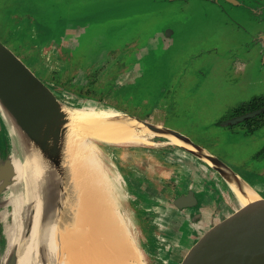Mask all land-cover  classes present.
Returning <instances> with one entry per match:
<instances>
[{
  "label": "rangeland",
  "instance_id": "obj_1",
  "mask_svg": "<svg viewBox=\"0 0 264 264\" xmlns=\"http://www.w3.org/2000/svg\"><path fill=\"white\" fill-rule=\"evenodd\" d=\"M243 1L250 4V0ZM220 3L0 0V41L47 79L67 104L81 105L85 97L103 95L98 100L107 108L186 134L264 191V154L258 155L264 146V126L248 132L242 121L226 123L242 104L264 98V61L251 46L250 9ZM70 78L78 84L71 85ZM152 140L121 145L91 141L129 229L150 253L148 263L164 264L155 244L170 237L175 224L165 231L167 219L163 225L161 220L150 224L151 208L184 190L179 181L186 168L176 162L178 148L164 147L158 137ZM193 160L204 163L196 157ZM71 162L70 171L78 173ZM205 181L210 187L209 205H225L217 181ZM196 195L201 198L202 193ZM189 220L176 226L187 237L194 231ZM5 227L0 215L1 233ZM171 247L169 254L162 253L166 264H174L179 255ZM1 250L0 246V255Z\"/></svg>",
  "mask_w": 264,
  "mask_h": 264
},
{
  "label": "water",
  "instance_id": "obj_2",
  "mask_svg": "<svg viewBox=\"0 0 264 264\" xmlns=\"http://www.w3.org/2000/svg\"><path fill=\"white\" fill-rule=\"evenodd\" d=\"M84 99L86 100L81 105L64 102L47 81L40 78L18 54L0 41V117L3 120V131L0 137H4L7 142V152L3 155L4 157H0V215L3 216L4 221L6 220V229L2 233L0 231L2 249L0 264H17L18 261V249L12 248L9 251L8 227L19 223L18 232L21 239L26 238L30 233L33 210L28 198L30 192H36L39 198V226L42 234L37 243V260L29 258L27 264L36 262H39L38 264H72L68 236L75 234V237L80 238L81 206L84 198L90 196L88 195L90 192L86 186V177L70 170L69 175L63 160L69 122L66 110L89 107L97 110H115L142 122L153 134L148 141L140 144L153 143V137L161 138L163 146L175 145L182 148L190 155L202 160L222 179L223 189L227 192L226 205L220 208L217 203L209 207V217L200 221L198 227L195 225L194 234L184 241V246L174 264H264V191L257 189L241 173L235 171L207 148L195 143L186 134L124 110L107 108L101 100L96 98L85 97ZM99 103L105 106L103 108L91 106V104ZM250 115L254 113L237 116L226 123H235ZM170 136L177 137L192 145L193 148L173 143ZM32 155H37L39 158V175L36 179L33 178L31 159L28 162L29 166L26 164L28 157ZM97 155L101 160L98 150ZM14 159H18L25 166L19 178H16ZM232 180L238 184L247 185L256 195L240 201L231 186ZM94 187L97 193L103 188L101 183ZM112 198L115 207L125 222L127 221L128 232L134 244L143 252L144 261L149 264L146 255L150 253L137 242L129 229L128 220L117 206L113 195ZM170 203L177 208L198 206L193 210L196 211L197 217H202L204 208L193 189H185ZM5 206L7 210H3ZM63 206L70 210L74 225L60 222ZM9 215L11 222L7 224ZM53 226H55L58 254L56 261H49L45 259L44 249L48 233L52 231ZM85 241H87L86 238L80 243L87 249V258H93L87 263H93L98 255ZM114 258H116L114 254L109 255L104 258L105 260L97 259L96 264H118Z\"/></svg>",
  "mask_w": 264,
  "mask_h": 264
},
{
  "label": "bare ground",
  "instance_id": "obj_3",
  "mask_svg": "<svg viewBox=\"0 0 264 264\" xmlns=\"http://www.w3.org/2000/svg\"><path fill=\"white\" fill-rule=\"evenodd\" d=\"M66 113L69 122L63 160L67 165L68 173L70 170L68 163L72 160L71 164L74 163L73 166L78 174L80 173L86 177V186L90 192L88 194L90 196L84 198L81 206V236L80 238L75 237V234L68 236L72 264H96L98 263L96 262L97 259L105 260L104 258L113 254L118 264H146L143 252L137 248L128 232L127 221L125 222V219L115 207L105 169L103 170L91 140L96 139L113 144L141 143L148 141L153 133L142 122L124 116L115 110H97L89 107L69 109L66 110ZM170 140L173 143L193 148L192 145L181 141L175 136H170ZM30 159L33 165V178L36 179L39 175V158L37 155L28 157L26 162L28 166ZM13 164L16 170V178H19L22 174V168L25 166L18 159H14ZM99 183L103 188L97 193L94 186ZM231 186L240 201H245L256 195L250 187L238 184L235 180L231 181ZM28 198L31 201L30 206L33 207L29 235L21 239L20 232H18V227L20 230L19 223H14L8 227L9 251L12 248L18 249L17 264H27L29 258L37 260V243L42 234V229L40 230L39 226L40 202L38 195L36 192H30ZM70 213V210L63 206L60 222L74 225L75 222ZM54 227L48 233L44 249L45 259L49 261H56L58 254ZM85 238L87 240L85 242L89 244L90 249L94 250L99 256L95 257L93 263H87L93 258H87V249L84 244L80 243Z\"/></svg>",
  "mask_w": 264,
  "mask_h": 264
},
{
  "label": "flooded vegetation",
  "instance_id": "obj_4",
  "mask_svg": "<svg viewBox=\"0 0 264 264\" xmlns=\"http://www.w3.org/2000/svg\"><path fill=\"white\" fill-rule=\"evenodd\" d=\"M209 1L217 2V3L221 2V0H209ZM222 1H226V2L231 3L232 5H236V6H245V7H248L250 9L251 14H250V19H249V24H250L249 25L250 26L249 30H250V33H252V43H251L252 45L251 46L255 50H257V53L260 54L259 56L261 57V60L264 61V0H250V4H249L250 6L248 5L247 2H245L243 0H222ZM165 41L167 43L169 41V37H166ZM122 68H127V66L124 65ZM255 98H257V97H255ZM258 98H260V97H258ZM261 99L264 101L263 97H261ZM259 110H260V112H259ZM263 111H264V106L260 107L259 109L248 110V111L244 112L243 115H245L247 113H249V114L250 113H254V115H250V116L254 117V116L260 114ZM241 115H237V116H241ZM237 116L231 117L230 119L235 118ZM244 118L239 120V121H237V122H235V123H229V124L239 123V122L243 121ZM2 131H3V126L1 125V119H0V136H1V132ZM164 147H166V148L172 147V148L182 149V148H180L178 146H175V145H167V146H164ZM167 150H169V149H167ZM6 151H7V142H6L4 137H0V154L1 153H6ZM192 157L195 158L194 156H192ZM176 162H177L179 167L186 168V169H183V172L181 173L183 180L179 181L180 189L183 188L184 190L185 189H193L194 190L195 187H197V188L200 187L201 181L200 180H196L194 178L197 175V173L196 172L192 173L191 166L188 165V163L184 162V160H182V159H178L177 158ZM198 164H200L202 166L203 165L207 166L205 163L201 164V163L198 162ZM199 181H200V183H199ZM205 187L210 189V187L207 184L205 185ZM183 191L178 192L174 197L179 196ZM166 199L168 200L169 198H166ZM156 204H158V203H155L153 205V207L151 208L153 210L154 215L149 217V218L152 219V221H150V219H149V221H150V224L155 223L157 225L158 223H160V220H161L162 222L160 224L163 225V222L166 221V215L165 214H160V212H159L160 210H158V211L156 210V209H158L156 207L159 206V205H156ZM146 209H148V208H146ZM178 209L181 210V209H186V208H178ZM188 218L190 219L189 220V224H190L189 228L192 230V223H190V221H192V220H191V217L189 215L187 216L185 214L180 219L177 218L176 219V223L184 224L186 221H188ZM167 225H168V223H166V224L164 223V225H163L164 226V231H165V229H168ZM170 244L173 245L172 241L168 237H166V238L163 237L162 239L157 240L156 244H155L156 245L155 249H157V256L161 257V259H162L164 264H166L167 261H166V258H164L163 254H169L168 249H169Z\"/></svg>",
  "mask_w": 264,
  "mask_h": 264
},
{
  "label": "crops",
  "instance_id": "obj_5",
  "mask_svg": "<svg viewBox=\"0 0 264 264\" xmlns=\"http://www.w3.org/2000/svg\"><path fill=\"white\" fill-rule=\"evenodd\" d=\"M167 146V145H166ZM180 150V151H179ZM177 149V151H175V154H176V157L178 159H182L184 160V162H194L195 165H191V171L192 173H197V177L199 178L198 180L201 181V185L200 187H195L194 190H195V193L198 191L200 193H202L203 195L201 196V198L198 197L199 201H200V204L203 206L204 208V211L202 213V217L199 218L197 217L196 214H194L192 211V208H186V209H178L177 207H174L170 202L172 200L170 199H166L167 202L165 200H160L159 202H157L158 204L156 205H159L158 209H156L157 211L160 210V214H167L166 215V219H167V227L169 228L172 224H175V228H174V231H171L170 230V237L168 236V238L172 241L173 245L170 249H173L174 250H178L177 254H179V252L181 251L182 247L184 246V242H183V238L184 239H188L190 236H192L194 234V231H195V228L199 226L200 224V221H203L204 219H207L209 217V214H210V209L209 207H211L209 204V192H207V187H205V185L207 184L206 183V179H208L209 181H213V180H216L217 183H218V187L221 189V192H220V195L221 197L224 199L225 202H227V192L223 189V181L222 179L219 177V175L213 171L212 169H210L208 166H202V165H199L198 162L194 161L193 160V157L192 155H190L189 153L183 151V149ZM199 181V183H200ZM198 189V190H197ZM226 205V204H225ZM225 205H219L220 208H224ZM222 206V207H221ZM147 208V207H146ZM180 210V211H179ZM189 215L190 217H194L195 219H193L194 221L192 222V229L194 230L188 237L185 236L184 232L182 231H179L177 229L176 226H178L179 223H176V219H180L182 216L184 215ZM192 217H191V220H192ZM179 222V221H178ZM180 225V224H179ZM196 225V227H195ZM189 234V233H188ZM185 241V240H184Z\"/></svg>",
  "mask_w": 264,
  "mask_h": 264
},
{
  "label": "trees",
  "instance_id": "obj_6",
  "mask_svg": "<svg viewBox=\"0 0 264 264\" xmlns=\"http://www.w3.org/2000/svg\"><path fill=\"white\" fill-rule=\"evenodd\" d=\"M69 69V68H67ZM95 73H97L95 71ZM94 73V74H95ZM89 76V75H88ZM46 79V78H45ZM47 81V79L45 80ZM69 82L71 83V85H77V82H72V78H70ZM78 94H82L81 92L77 91ZM86 95H90V94H86ZM91 97H93L92 95H90ZM103 95H100L99 97H97V99H103ZM93 98H96L93 97ZM264 106V101L261 98H254L244 104H242L240 107L236 108L234 110V114H232V117L237 116V115H243L244 112L248 111V110H255V109H259L260 107ZM244 123H246L249 127L248 132H253L255 131L257 128H260L262 126H264V111L261 112L260 114L252 117V116H247L244 118V120L242 121ZM264 154V146L262 147V149L259 151L258 155H262Z\"/></svg>",
  "mask_w": 264,
  "mask_h": 264
}]
</instances>
